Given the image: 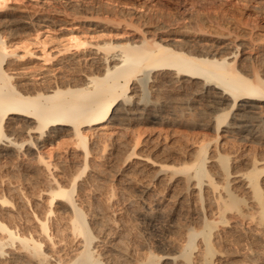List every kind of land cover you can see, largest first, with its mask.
<instances>
[{
    "label": "bare ground",
    "instance_id": "1",
    "mask_svg": "<svg viewBox=\"0 0 264 264\" xmlns=\"http://www.w3.org/2000/svg\"><path fill=\"white\" fill-rule=\"evenodd\" d=\"M257 1L248 17L264 14ZM175 2L174 22L167 12L154 22L151 11L109 9L121 21H144L127 20L137 39L123 42L81 34L73 23L55 44L46 31L58 19L30 17L39 51L27 42L18 52L0 18V264H264V44L250 48L252 30L239 43L200 27L177 34L173 24L188 11ZM75 14L88 28L120 26ZM168 91L178 97L168 101ZM166 103L199 109L200 131L173 141L128 137L136 115ZM64 137L67 157L45 152ZM131 211L137 221L125 219Z\"/></svg>",
    "mask_w": 264,
    "mask_h": 264
},
{
    "label": "rangeland",
    "instance_id": "2",
    "mask_svg": "<svg viewBox=\"0 0 264 264\" xmlns=\"http://www.w3.org/2000/svg\"><path fill=\"white\" fill-rule=\"evenodd\" d=\"M123 1L127 2L126 3L127 5ZM175 1H177V0H146L148 5L145 7V6H142L143 3H141V2H139V4L136 3L137 5H134V4L131 5L129 0L128 1L127 0H122L121 4H120V2L117 3L115 0H113V1H110V0H107V1L106 0H93V1L92 0H77V1L76 0H73V1H71V0H6V3H7L6 6L7 7L5 6L6 9L4 8V12L0 14V18L1 19H5L6 18L9 21L10 26L7 29V31H8V33L9 32L11 34L13 33L12 35L14 37L12 36V40L14 39L13 40L14 42L17 43V41H18L19 46H20V47H18L19 49H17V50H19L18 52H21V51L24 50L23 49V43L25 45H27L26 44L27 42H28L30 48H32L34 51H37V50L39 51V48L41 49L42 45L40 43H38L37 40L34 38L35 37V33H34V30H33V27H30V26H28L25 23L26 20H29L28 18H30V17L35 18V19H40V18H43V17H40V16H45V17H49L51 19L53 18L52 20L58 19L57 22H56V24H58V26L57 25L56 26L53 25V26H51L52 28H50V29H48L46 31V33H49L52 36H56V40H55L56 43L54 42L55 44H58L57 42H59L61 44L65 43V41H66V36L65 35L66 34H65V31H64L65 30L64 27L68 26L70 24H73V23L76 24L77 26H79L78 30H79V33H81V34L85 33L88 36V35H91V34L98 33L100 35L101 39H106V40L111 39L112 41H122L123 42V41H127L129 39L130 40L137 39L136 38L137 35L133 31L134 30L133 27H131L127 23L130 20V18H128V16H127V20L128 21L126 20V17H125L124 20L121 21V19L123 17L121 19H119V18L117 19L115 16L110 14L111 12H110L109 9H111L112 7H115V8L124 7V9L134 8V10L138 11L139 13L147 12V13L151 14V12H152L153 16H155V18H157V19L153 18V21L154 20H158L159 16H157V15L163 13L164 15L163 14L162 15L165 17L166 16L165 14L168 13L171 16L174 17V18L170 17V19L174 22L175 19H178L177 16H179V11H178V8L176 7V4H175L176 2ZM182 1H183V3L185 2L184 5L186 4L185 7H186V11H188V12L186 14L187 17L186 18L184 17V19H182L184 21L181 20V23H179V25L178 24H173V27L176 26L175 28L177 29L176 30L177 34L184 33V35H193L192 33H194V30H196L198 27H200V28H203V30L205 32L208 30L207 31L208 34L211 33L213 35H216L218 33V34L223 35V36H226L227 34H229V37L231 38L230 40L234 39L232 37H234L235 35H238V39L239 40H236V42L238 41V43H239V41L241 42L242 33H245L247 31L250 32L252 30V33H251L252 36L255 39H258V40H256L254 45H251L250 48L252 46L253 47L255 46L254 48H251V49L257 50V49H259L260 42H263V44H264V16H263L264 14L259 15V17H258V15L253 16L254 13H251L252 15H250L249 17L247 15V13H248L247 11L254 10L255 6L258 5V1L257 0H233V1L232 0H226V1L225 0H182ZM74 2L77 3V5H73ZM104 2H105V4H104ZM218 2H219V4H218ZM78 3L81 5V7H83L84 5L92 6L91 9H90V12H88V10L84 11L81 8L76 10L75 6L80 7V5H78ZM128 3H130V4L128 5ZM203 4H204V6H203ZM116 5H118V6H116ZM197 10H199V11H197ZM164 12H167V13H164ZM190 12L192 13V16H191ZM195 12L196 13L198 12L199 14H195ZM75 13L77 14V16L80 15L79 18H82L83 16H90V14L95 16V17L96 16H98L100 18H104L105 17V18H108V20L109 19L111 20L113 18L115 20V22L120 24V26H118V29H116V30L115 29L111 30V28L108 29V28L93 27V26H92V28H88V26L86 24L82 23L81 21L80 22L79 21H77V22L74 21L73 22V19H72L73 17L72 16H74ZM105 14H108V15L106 16ZM155 14H157V15H155ZM168 14L165 17V19L169 18ZM36 15H39L40 18H37ZM162 15H160V17H159L160 20H163L161 18H164ZM195 15H197V18L195 17ZM208 15H211V16H208ZM175 17H177V18H175ZM198 17H200V18H198ZM211 17H212V19H211ZM195 18H196V20H194ZM203 18H204V21H202ZM113 19H112V21H114ZM190 19H192V20H190ZM197 19L201 20V22L199 20H198L199 21L198 22ZM117 20L118 21L120 20V21L118 22ZM252 20H254V21H252ZM255 20L256 21L258 20V21L256 22ZM130 21H132V22L134 21L133 23L134 24L136 23V25L141 24L139 26H141V28H144V25H143L144 21L141 20V21L138 22V20H135V19L130 20ZM196 21H197L198 24H196ZM216 21H218V22H216ZM125 24H126V26H125ZM59 25H61V26L59 27ZM127 25H128V27H127ZM53 28H55V29H53ZM191 28L192 29L194 28V29L192 30ZM214 33H216V34H214ZM44 36L45 35L41 36V38L44 39ZM227 37H228V35H227ZM19 38H20V41L18 40ZM21 41H22V43H21ZM209 42H212V41H209ZM257 42H259V43H257ZM256 44H258V45H256ZM245 45L241 46V50H243ZM247 46H249V45L247 44L246 47ZM246 49L248 50L249 48L247 47ZM32 61L33 60H31V62H29V65L31 67L32 66L33 67H37L38 66V63H36L37 61H34V62H32ZM244 65H246V63H244ZM145 78H147L146 80L148 82H145L146 80L144 81V79H143L145 85L142 83L144 85L142 88L144 89L145 93H147L148 92L147 89H149V87L148 88H146V87L149 86L150 83H149L148 77L146 76ZM166 93L167 94L165 96L168 97L167 99H169V98L171 99V96L178 97L176 92L172 93V91L171 92L168 91ZM168 94H170L169 95L170 97L167 96ZM170 99L168 101H170ZM171 104L172 103H170V105ZM170 105L166 103L164 106H160V107L152 106V107H150L151 109H150L149 113L145 114V115H147L146 116L147 119H144V117H145L144 114L139 113V115L141 114L140 117H139V115L138 116L136 115V117H138V118L135 117L134 118L135 120L134 119H133V121L131 120L128 123V125H127L128 128H129L128 131H127L128 132L127 133L128 137L133 139L134 137L136 138L137 136L141 135V138L151 136L152 138L156 137L158 139L159 137L160 138L162 137L163 139H166V137L168 136L167 139L170 140V141H173V140L179 139L182 134L194 133L195 131H198L200 129V128H197L199 126H197L198 124H197L196 119H195V118H197V114L200 113V111H198L199 109H196V108L193 109V111H196L195 112L196 114H195L192 111V109H190V110L188 109L189 107L186 104H182L184 106L182 107L180 105L182 107V108H180V111L182 109L183 110L187 109V110H184L187 113H184L183 111H182L183 113H181L179 111V109H178L180 106L177 107V109H175V107L170 106ZM169 106H170V108H169ZM161 107L162 108L164 107V108L162 109ZM154 108L157 111H159V112H157ZM159 108H160V110H159ZM151 110H153V111H151ZM154 110L158 114L155 113ZM166 110H167L168 113L166 112ZM168 110L170 112L171 111L172 112L170 113ZM176 111L178 112V114H177ZM162 113H165V115L162 114ZM175 113L177 115H179V114L180 115L177 117V115ZM191 113H193V114H191ZM160 114L163 115L162 118L164 116H166V118L162 119ZM182 114H184V115H182ZM148 115H150V118H149ZM172 116H174V117H172ZM184 116H186V118H182ZM187 116H188V121H189V118H191V117H193V118L190 119V120L193 121V119H195L196 123L193 121L195 125L191 121H190V124H189V122H187ZM172 118H177V119L179 118V120L174 119V121H173ZM160 119H162V120H160ZM167 119H170V121L168 120V123H167ZM182 119H184L185 121H183ZM175 122H177V123H175ZM186 131H189V132H186ZM158 133H159V135H158ZM138 134H140V135H138ZM130 135H131V137H130ZM251 139H253V138H251ZM253 140H249L248 143H254L255 140L254 141ZM60 142H61V140H60ZM60 142H58V143L54 142L52 145H48L46 147V149H45V152H47V153L49 152L50 153L51 151L52 152L53 151H57V149H58L59 151H62L61 153H62V156H63V157H60L59 159H64L68 155V154L66 155L65 152H64L65 149H66L65 148L66 146L64 147V145H63V143L66 142L65 141V137H64V142L63 141L61 143ZM59 145H60V147H59ZM59 159L55 158L54 162H55V160H59ZM15 173L17 174V173H19V171L17 172V170H16ZM54 173L55 174L58 173V170L54 171ZM24 188L26 189V191L28 190V193L37 192L39 190V188H41V184L39 186H36V188H32V187L27 186V185H25ZM133 208H134V210L136 209L135 207H133ZM133 208H132V210H133ZM131 212L126 214L128 216H126L125 219L127 217H129V215L133 214V212L132 213ZM135 213H137V212L134 211V214H133L134 216L131 215L129 217L130 220H134L135 219L134 221H137V219L135 218V217H137V215ZM129 218H127V219H129ZM138 224H139L138 226L140 228L142 227V230L140 229L142 234L145 233L144 235L152 236L150 230L149 229L147 230V228H145V225H141V224H143L141 221H138ZM145 230H146V232H145ZM147 231L149 232L150 235L148 234Z\"/></svg>",
    "mask_w": 264,
    "mask_h": 264
}]
</instances>
